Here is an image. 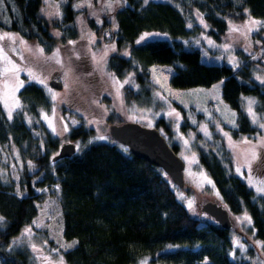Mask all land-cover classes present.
<instances>
[{
	"label": "trees",
	"instance_id": "1",
	"mask_svg": "<svg viewBox=\"0 0 264 264\" xmlns=\"http://www.w3.org/2000/svg\"><path fill=\"white\" fill-rule=\"evenodd\" d=\"M74 1L66 0L62 21L55 23L70 39L77 37L74 21L79 11L73 7ZM13 2L17 14L11 18L9 29L41 43L51 52L56 40L41 14L43 1ZM127 2L116 12L117 27L110 39L119 48L130 44L129 57L111 55L107 63L110 71L122 76L133 70L142 81L151 65L169 64L175 69L169 80L172 87H206L223 80L222 97L237 111V125L229 128L232 136L260 132L243 111V96H255L256 111L264 116V85L252 77L253 60L243 54L245 61L236 68L226 63H206L201 60L200 50L186 47L184 41L204 31L201 25L191 22V12L187 9L199 11L208 25L206 33L221 41L229 20L243 21L247 12L264 20V0ZM87 22L99 35L109 25L105 20L100 25L91 17ZM145 31L159 32L164 37L136 43ZM18 95L22 107L11 119L0 100V147L5 143L15 144L22 157L36 162L38 172L45 171L44 180L38 185L55 183L60 187L64 237L77 242L63 252L67 264H140L143 257L165 264H251L249 260L231 257L230 229L215 220L201 225V220L178 197L164 170L135 156L126 145L116 140L87 143L95 130L78 125L71 128L68 138L80 142V150L70 157L53 160L51 151L59 148L58 140L48 135L46 151L42 154L25 117L40 119L41 109H48L51 100L43 86L35 81H26ZM109 120L122 122L115 113ZM172 147L178 152L176 144ZM197 150L199 162L216 185L224 204L233 214L246 212L251 217L255 237L264 242V194L256 196L237 173L224 136L214 132L212 139L199 144ZM262 165L264 153L255 162L256 167L262 168ZM255 170L258 174L264 173L263 169ZM25 178L27 193L19 196L13 185L0 176V216L5 221L0 227L2 264H28L21 251L4 248L37 214L36 202L41 197L30 186L31 176L25 174ZM205 259L207 263H203Z\"/></svg>",
	"mask_w": 264,
	"mask_h": 264
},
{
	"label": "rangeland",
	"instance_id": "2",
	"mask_svg": "<svg viewBox=\"0 0 264 264\" xmlns=\"http://www.w3.org/2000/svg\"><path fill=\"white\" fill-rule=\"evenodd\" d=\"M42 1L41 14L48 21L50 32L56 40L51 52H47L41 43L28 40L20 32L9 29L11 18L17 14V9L13 0H0V23H2L0 36L4 33L17 34L18 36L15 42L9 39L0 40V46H3L4 52L21 69H28L32 74L46 81V84H40L37 80L31 79L29 71L19 73V80L24 83L35 81L43 86L51 100L48 109H41L40 119L25 117L42 154L46 151L48 135L57 139L58 146H60L62 142L72 141L68 138V133L72 127L78 125L91 127L95 130L94 135L87 139V143L98 141L99 139L96 137L99 136L107 137L104 141L113 142L114 139L109 134V125L112 123L109 118L115 113L121 121H136L147 127L158 128L168 143L177 145V153L185 162L184 186L179 187L175 183L173 185L178 197L190 213L201 220V225L205 224L207 220H214L201 209L205 201L213 200L224 204L216 185L198 158L197 146L204 141L211 140L214 132H219L224 136L235 162V169L236 171L240 169L237 173L253 188L256 196L264 194L257 191V187L264 186L259 184V181L264 180V173L258 174L255 170L261 168V166L256 167L255 162L264 153V145L260 143L261 138H264V128L259 127L260 123H264V116L259 115L256 111L257 98L255 96H243V111L260 129V132L234 137L229 128H234L237 125V111L231 108L222 97L223 83L221 81L223 80L216 81L206 87L177 88L172 87L169 83L175 70L173 65H151L148 74L143 77L142 81L137 79L133 70L118 76L108 69L107 63L111 55L129 57L130 44L125 43L119 48L116 42L110 39L117 27L116 12L127 5V0L126 2L125 0H119V2L117 0L74 1L73 7L79 11L74 21V26L77 29L75 39L65 37L63 30L55 25L56 22L62 21L66 0H48L47 3L45 0ZM109 2L112 4L111 8L108 7ZM78 5L82 6L78 7ZM57 12L60 15L54 14ZM187 12H191L189 14L191 22L195 21L201 25L204 31L195 38L185 40L186 47L199 49L203 62L226 63L234 68L241 66L245 61L242 56L245 54L248 60L254 62L251 64L252 77L264 85L261 80L257 79V77H264V25H260L250 33L244 28L250 17L256 20L261 19H257L247 12L243 21L229 20L227 32L221 41H216L206 33L208 25L203 15L197 10L187 9ZM89 17L100 25L104 20L109 25L99 35L89 26L87 22ZM201 19L203 23H201ZM234 26L241 31H233ZM144 33L160 34L152 35L145 40L164 37L159 32L145 31L137 38L136 43ZM19 38H22L26 43H22ZM112 46H114V50ZM39 49H43V53H40ZM57 49H59V63L52 58ZM5 66V61L0 54V100L3 105L6 77L2 70ZM8 66L10 67V65ZM53 78L61 82V88L50 84ZM129 78H131L130 82L124 83ZM8 79L12 86L16 84L14 77ZM115 81H119V83ZM214 85H219L218 91L213 88ZM19 90L15 93V97L21 104ZM54 94H56L55 98ZM245 98H252L256 101L252 107L258 118L257 123L253 122L252 116L247 111L248 103ZM8 103L11 107L13 104L11 97H9ZM17 109L19 108H16L13 114ZM5 110L7 113L8 109L5 108ZM170 112L179 115L170 116L168 115ZM45 115L52 121L59 134L53 133ZM233 120L235 126L232 123ZM74 121L75 123H73ZM65 125L68 131H64ZM245 138L249 143L244 142ZM186 141L187 143H185ZM75 143L79 145L77 151L80 150L81 143L78 141ZM253 150L258 153L259 158L252 163L251 173H249L245 161L251 159ZM57 152L58 148L51 151V157ZM38 170L39 166L36 162L33 159L22 157L15 144L5 143L0 147V176L2 180L12 184L15 193L23 196L27 193L28 185L25 174H28L31 176V188L41 197L36 202L37 214L31 223L12 237L4 248L9 251H21L26 255L28 264H58L59 259L63 257V252L72 248L66 246L73 244L75 240H66L64 237L60 187L55 183L38 185L44 180L45 174V171L38 172ZM260 170L264 172L263 165ZM205 176L212 183H208ZM250 180H254L255 183H250ZM189 202H192L191 207H189ZM245 214L247 213L231 214L232 248L230 255L233 259L249 260L251 264H264L262 243L255 237L252 221L248 223L242 219ZM247 216L249 215L247 214ZM4 222L3 219L0 227L4 226ZM28 228H31L30 235L25 234V229ZM33 245L36 250L33 249ZM142 261H146L147 264H165L150 262L149 257H143L140 264ZM203 263H207V259ZM0 264H2L1 258ZM65 264L67 263L65 262Z\"/></svg>",
	"mask_w": 264,
	"mask_h": 264
},
{
	"label": "water",
	"instance_id": "3",
	"mask_svg": "<svg viewBox=\"0 0 264 264\" xmlns=\"http://www.w3.org/2000/svg\"><path fill=\"white\" fill-rule=\"evenodd\" d=\"M50 84L57 88L62 87L56 78L51 79ZM109 134L114 140L126 145L135 156L161 167L173 183L179 187L184 186L185 162L158 128L147 127L136 121L113 122L109 125ZM76 150L74 141L62 142L52 159L70 157ZM201 209L223 228L232 227V213L225 204L207 200Z\"/></svg>",
	"mask_w": 264,
	"mask_h": 264
},
{
	"label": "snow or ice",
	"instance_id": "4",
	"mask_svg": "<svg viewBox=\"0 0 264 264\" xmlns=\"http://www.w3.org/2000/svg\"><path fill=\"white\" fill-rule=\"evenodd\" d=\"M47 2H48V0H45V3H47ZM117 2H119V0H117ZM125 2H126V0H125ZM144 3H148V0H144ZM79 6H82V5H78V7ZM89 6H91L90 3H89ZM108 7L109 8L112 7L111 2H109ZM54 14L55 15H60L59 12L54 13ZM201 23H203V20L202 19H201ZM260 25H264V21L256 20V19L250 17L248 23L244 25V28L247 29V32L248 33H250L254 29L258 28ZM189 27H191V25H189ZM205 27H207L206 24H205ZM232 30L233 31H241V29L236 28L235 26L233 27ZM56 34L59 35V33H56ZM152 35H160V34H158V33H156V34H153V33H144L140 37V39L137 41V43H140L141 41H144L146 38H148V37H150ZM3 39H9V40H12L13 42H15V40L18 39V36H17V34L4 33L2 36H0V40H3ZM19 39H21V42L22 43H26V42H24L22 40V38H19ZM70 43H72V42H70ZM210 43H211V41H210ZM112 47H113V50H114V46H112ZM39 52L40 53H43V49H39ZM0 54H2V58L5 61V65H6L3 68V70H2L3 75L6 77V79H5V92H4V106H5V108L8 109V111H7L8 118L11 119L12 116H13V111L16 108L22 107V105L19 103V100L16 99V97H15V93L19 90V88H21V87L24 86V81L19 80V73L21 71H29V70L28 69H21L19 67V65H17L8 56V54L6 52H4L3 46H0ZM58 57H59V49H57L56 53H54V55H53L52 58L53 59H56L57 62L59 63L60 60H59ZM233 62L235 63V61H233ZM8 65H10V67ZM153 71H155V69H153ZM9 77H14L16 79V84L14 86H12L9 83V79H8ZM29 77L31 79L37 80V82L40 83V84H46V81L44 79H40L39 77H37L34 74H32L30 71H29ZM130 79L131 78H129V80H125L124 83H129L130 82ZM257 79L261 80V82L264 83V77H257ZM115 82L116 83H119V81H115ZM221 83H223V81H221ZM213 88L218 91L219 85H214ZM49 91H51V90L49 89ZM55 95L56 94H54V98H55ZM9 97H11V99L13 101V104H12L11 107L9 106V103H8ZM245 99H247V103H248V109H247V111L252 116L253 122L254 123H257L258 122V118H257L256 113L253 111V107H252L256 103V101H255V99H252V98H245ZM173 114H175L177 116L179 115L178 113H174V112L168 113V115H170V116L173 115ZM234 115L235 114L233 113V116ZM45 119L46 120H49V118H48L47 115H45ZM73 123H75V121ZM232 123L235 126V121L234 120L232 121ZM49 124L52 127L53 133L59 134V133L56 132V128L52 124V121L51 120H49ZM259 127L264 128V123H260L259 124ZM64 131H68V128H67L66 125L64 127ZM225 135H228V134L225 133ZM96 139L106 140L107 137H105V136H99V137H96ZM244 142L245 143H249V141H247L246 138H245ZM90 143H91V141H90ZM185 143H187V141ZM260 143H261V145H264V138H261ZM77 148H79V145H77ZM125 151H126V149H125ZM258 158H259L258 157V153H256L255 150H253L252 153H251V159H247L245 161V166L248 168L249 173H251L252 163L254 161H256ZM237 171H240V169H237ZM205 180H207L208 183H212V181L210 179H208L206 176H205ZM249 182L250 183H255L254 180H250ZM259 184L260 185H264V180L259 181ZM257 191L258 192H261V193H264V186L257 187ZM191 206H192V202H189V207H191ZM3 219H4L3 217H0V223L3 222ZM242 219L245 220V221H247L248 223H251V217L247 216V214H245V216ZM25 234L30 235L31 234V228L25 229ZM75 243H77V242L74 241L73 244L67 245L66 247H73ZM237 243H239V241H237ZM260 243L264 244V242H260ZM33 249L36 250L35 245H33ZM58 264H65L63 257H61L59 259ZM141 264H147V262L146 261H142Z\"/></svg>",
	"mask_w": 264,
	"mask_h": 264
}]
</instances>
